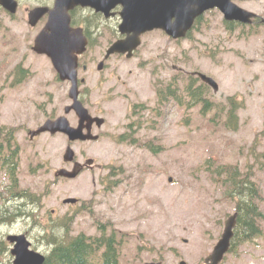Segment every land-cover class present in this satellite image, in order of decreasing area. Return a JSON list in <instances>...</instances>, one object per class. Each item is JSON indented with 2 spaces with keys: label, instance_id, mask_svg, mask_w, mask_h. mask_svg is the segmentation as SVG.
<instances>
[{
  "label": "rangeland",
  "instance_id": "1",
  "mask_svg": "<svg viewBox=\"0 0 264 264\" xmlns=\"http://www.w3.org/2000/svg\"><path fill=\"white\" fill-rule=\"evenodd\" d=\"M33 1H23L15 15L0 10V125L16 129L19 191L37 194L40 202L26 206L34 211L32 219L20 216L15 207L23 202L11 200L10 179L0 170V264H13L9 234H27L32 248L47 254L44 236L53 227L95 237L99 222L122 241L121 264H205L237 205L223 178L214 174L217 165L250 172L264 214V25L240 27L232 35L213 10L188 39L148 33L132 59L116 56L102 72L95 67L81 73L87 79L86 105L106 124L95 133L101 135L98 142L70 143L60 134L31 137L71 104L70 86L58 81L51 61L32 49L43 26L28 24ZM247 5L264 18V0ZM102 45L107 49L108 41ZM19 66L29 75L17 84ZM199 73L213 78L219 91L204 87L209 106L190 108L185 84ZM175 82L182 86V105L174 99L160 103L159 89ZM232 102L239 105L234 127L228 123ZM135 105H145L139 142L119 144V136L137 121ZM68 119L77 125L74 113ZM68 145L77 161L94 160L75 180L55 176L73 168L63 160ZM68 198L80 203L64 204ZM223 264H264V222L262 234L238 243Z\"/></svg>",
  "mask_w": 264,
  "mask_h": 264
},
{
  "label": "water",
  "instance_id": "2",
  "mask_svg": "<svg viewBox=\"0 0 264 264\" xmlns=\"http://www.w3.org/2000/svg\"><path fill=\"white\" fill-rule=\"evenodd\" d=\"M108 2L111 4L107 5ZM116 4L124 7L123 22L119 29L122 34L128 37L113 44L108 51V57L120 53L128 54V57L131 58L141 44V35L155 29L164 30L174 39L183 38L191 30L197 17L215 8H219L225 15V19L229 21L237 20L243 23H252V18L255 17L253 13L240 8L232 0H56L55 8L52 10L49 8L34 9L29 14V23L33 27L46 14H49L45 29L36 38L34 51L49 56L60 79L72 83L69 95L73 104L66 107L65 113L67 115L74 110L79 117V126H71L68 119L62 116L55 121L48 120L38 131L31 133L32 137L50 132L52 134H65L71 142L99 139V136L92 134V125L97 122L98 126L102 127L105 120L93 118L79 100L77 60L78 55L85 51L87 41L81 33L71 29L69 11L75 6L81 5L95 8L98 11L109 12ZM0 6L15 14L18 3L14 0H0ZM100 69H102V65ZM200 78L216 91L219 90L218 84L212 78L203 74H200ZM85 128H87V133ZM75 156V151L69 146L64 154V161L67 163L74 162ZM92 163L93 160H89L87 164L91 165ZM81 171V165L75 163L72 171L62 169L56 174V177L75 179ZM77 203L78 199L76 198H69L64 201V204ZM237 218L238 213H235L226 221L224 233L206 264H221L223 262L225 255L231 249ZM7 240L13 245L11 253L15 258L14 264H45L46 256L31 249L32 244L26 235H9ZM181 264H186V262Z\"/></svg>",
  "mask_w": 264,
  "mask_h": 264
},
{
  "label": "trees",
  "instance_id": "3",
  "mask_svg": "<svg viewBox=\"0 0 264 264\" xmlns=\"http://www.w3.org/2000/svg\"><path fill=\"white\" fill-rule=\"evenodd\" d=\"M16 76V81L20 82V80H24L27 77V71L18 69ZM197 80V78L191 76L190 82L187 85L185 84L184 92L189 94L188 107L194 108L204 104V108H206L208 100L203 97V94L206 93L204 89L208 87L205 84L197 86L195 84ZM181 87L178 82H175L169 83L166 86V91L159 89V102L166 103L174 99L182 105L183 101L178 96ZM232 105V109L229 111L231 121L228 123L234 127L236 118L234 111L238 110L239 105H234L233 102ZM135 109L139 110V107ZM139 122H141V119L130 124L129 130L119 136V144H138L137 132L139 130ZM15 132L16 129L14 128L0 125V170L10 179L7 192L12 198L11 200L17 202L18 199H21L23 202L22 205L15 207L16 210L22 214L20 216L32 219L34 217V211L32 208L27 211L26 206L28 204L32 206L38 204L40 197L30 191H19L17 178L19 146L16 143ZM148 148L157 152L151 146H148ZM262 161L264 163V154L262 155ZM213 172L217 177L223 178V182L228 189L229 197L237 203L236 211L239 213V216L233 241L234 249L238 243L250 242L262 234V224L264 222V214L260 206L263 198L262 193L258 184L252 179L250 172L243 174L236 165L220 166L219 164L214 168ZM98 225L100 234L95 237L86 234L73 236L68 226L60 231L57 230V226L53 227L44 236L47 245L50 246L45 264H121L120 248L122 241L118 240L115 231L109 234L105 224L99 222ZM3 249V243L0 242V251Z\"/></svg>",
  "mask_w": 264,
  "mask_h": 264
},
{
  "label": "flooded vegetation",
  "instance_id": "4",
  "mask_svg": "<svg viewBox=\"0 0 264 264\" xmlns=\"http://www.w3.org/2000/svg\"><path fill=\"white\" fill-rule=\"evenodd\" d=\"M15 1L18 3L19 8H20V5L22 4L23 1L27 2L29 0H15ZM251 1L252 0H232L234 4L238 5L239 7L247 11H250L248 9L247 4L250 3ZM110 4H111L110 2L107 3V5H110ZM55 5H56V0H44V1L34 0L32 2V7L28 8L29 9L28 18H29L30 11L35 8L53 9L55 8ZM0 9L3 11H6L3 7H0ZM123 10H124V7L122 5L116 4L115 6L111 8L109 12L98 11L95 8L84 7L81 5L75 6L72 10L69 11L71 29H73L76 32L81 33L83 38H85V40L87 41V48L84 51V53L79 56L78 64H77L78 65L77 67L78 78H79V83H80V100L85 106H86L85 104L86 102H85L84 92L81 86L84 85V83L86 84L87 79L82 77L81 73L87 72V71H93L95 67L98 70L101 64L103 65L104 69L106 66H108V63L110 62L111 58L114 57V56H111L107 58V51L112 44L110 40L114 39L115 41H117V40L125 39L127 37L126 35H122L119 31V25L122 22ZM214 10L220 15L222 25L225 31L229 34L233 35L235 32H237V30L240 27L249 26L237 20H232V21L226 20L225 15L219 8H216ZM208 12H205L203 15L195 19L194 24L191 30L187 32L185 39L188 37H191L192 35L196 33L198 26L202 24L203 18ZM48 20H49V14H46L40 20V22L35 27H32V28L34 29L38 27L39 25H43L41 30L39 31L40 33L45 28ZM253 20L254 22L250 24V26L252 27L255 25H264V18L261 17L260 15H257L255 18H253ZM161 32L165 34L164 31L161 30ZM36 37H35V40H36ZM35 40H34V43H35ZM103 40L108 41L107 49H105L102 45ZM118 56L126 57L125 55H118ZM56 75H57L58 81L62 82L57 72H56ZM128 75H133L132 71H130ZM65 83H68L69 85H71L69 81ZM91 114L96 117L99 116L98 114L92 111H91ZM93 131L94 132L98 131V127L96 124L93 125Z\"/></svg>",
  "mask_w": 264,
  "mask_h": 264
}]
</instances>
